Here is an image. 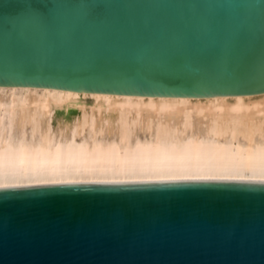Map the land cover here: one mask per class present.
I'll return each mask as SVG.
<instances>
[{
    "label": "water",
    "instance_id": "95a60500",
    "mask_svg": "<svg viewBox=\"0 0 264 264\" xmlns=\"http://www.w3.org/2000/svg\"><path fill=\"white\" fill-rule=\"evenodd\" d=\"M264 93V0H0V87ZM0 264H264V181L0 188Z\"/></svg>",
    "mask_w": 264,
    "mask_h": 264
},
{
    "label": "bare ground",
    "instance_id": "6f19581e",
    "mask_svg": "<svg viewBox=\"0 0 264 264\" xmlns=\"http://www.w3.org/2000/svg\"><path fill=\"white\" fill-rule=\"evenodd\" d=\"M185 180L264 181V93L0 87V188Z\"/></svg>",
    "mask_w": 264,
    "mask_h": 264
}]
</instances>
